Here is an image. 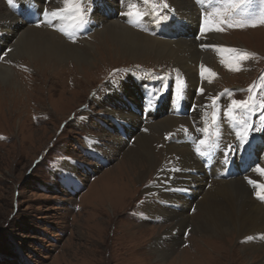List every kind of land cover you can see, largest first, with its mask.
Returning a JSON list of instances; mask_svg holds the SVG:
<instances>
[{"label": "rangeland", "instance_id": "rangeland-1", "mask_svg": "<svg viewBox=\"0 0 264 264\" xmlns=\"http://www.w3.org/2000/svg\"><path fill=\"white\" fill-rule=\"evenodd\" d=\"M136 1L142 6L140 0ZM182 1L186 4L187 0ZM221 1H214V7L223 8L224 0ZM1 2L9 9V0ZM50 2L52 8H61L53 5L56 0ZM111 3L118 6L121 0H111ZM90 6L94 8L91 13L98 9L96 0H91ZM207 8L208 3L205 13L213 10ZM5 9L0 6V13ZM217 25L222 28L218 32L225 39L219 44L228 43L231 49L240 51H221L225 46L213 45V36L208 38L213 43H203L206 51L217 59V64L208 68L216 76L209 79L215 92L206 110L211 117L215 113L216 118L220 116L222 104L228 106L230 99L245 100L253 96L257 105L264 102L261 88L264 85V23L229 27L217 20ZM99 32H94L93 43L99 60L87 71L76 66L69 68L74 64L69 61L71 64L64 69L46 71L27 55L16 54L17 47L1 55L2 64L13 68V77L19 79L22 89L4 94L11 86L0 83V264H178L173 261L179 259L181 264H188L183 261L184 257L190 259L189 264H233L230 258L227 262L217 260L216 251H222L224 245L220 240L203 238L189 228L179 230L178 240L165 235L175 219L165 210L172 202L158 195L161 190L155 187L161 168L152 170L140 182L117 177L123 150L116 148L113 138L117 134L122 136V128L114 126L115 118L108 115L107 105H103L107 85L117 84L121 79L147 77L152 80L147 91L152 88L155 94L157 88L159 95L165 94L168 105L188 96L190 88L184 85L182 71L175 67L172 57L147 53L133 61L114 51L103 52L111 43L107 37L101 38ZM10 38L6 36L7 41ZM74 39L66 40H79ZM245 53L250 55L242 66L243 60L238 57ZM231 57L240 62L239 70H232L221 62ZM250 86H253L251 91ZM142 97L141 93L140 100ZM213 98H216L214 105ZM198 100L202 103L201 98ZM260 115L257 107L248 119L258 126ZM178 127L180 124L172 132L178 134ZM255 133L251 132L250 136ZM225 136L229 141L237 140L230 129H225ZM123 146L127 147L124 142ZM88 149L100 159L85 155L84 150ZM64 179L73 184L71 188L63 185ZM176 184L171 183L170 188L174 189ZM195 209L192 206L188 211ZM260 243L237 238L224 252L233 249L234 264H249L252 259L264 264V244Z\"/></svg>", "mask_w": 264, "mask_h": 264}, {"label": "bare ground", "instance_id": "bare-ground-1", "mask_svg": "<svg viewBox=\"0 0 264 264\" xmlns=\"http://www.w3.org/2000/svg\"><path fill=\"white\" fill-rule=\"evenodd\" d=\"M115 1L117 0H112V2ZM133 2L141 9L148 10L145 9L143 4L140 6L136 0H133ZM170 2L164 15H167V19L172 21L174 30L177 33L176 38H167L160 35L155 27L156 22H153L151 16H145L140 24L129 23L127 17L120 15V13L130 10L128 6L122 3L116 6L111 3V0H96V8L98 7V9L91 13L90 22L74 31L71 27L73 23L71 19L42 23L39 26L36 22L29 20V10L35 13L36 18H39L37 13L41 8L56 9L52 8L50 0H29L24 5V9H26L24 16L20 15L19 9L16 11L18 17L9 9L6 10L4 3L1 2L0 6L4 7L6 11L0 13V57L4 49V51H8L10 48L11 51L17 47L16 54L27 55L32 61L39 62L46 71L68 67L71 64L68 61L74 63L69 68H75L76 66L78 69L83 68L87 71L99 60V57H96L98 51L94 49L93 44L96 40L94 39L95 31H100V37H107L111 43L106 46L103 52L112 53L114 51L118 55L129 57L133 61H138L140 57L145 56L147 53L160 57L163 55L172 57L175 67L180 68L182 71L181 77L185 80L184 85L187 86V89L190 88L188 96L182 98L189 106L188 114L181 116L169 114L166 116L164 111H157L156 115L150 114L148 100L150 97L152 98L154 91L152 88L147 91L148 85L152 81L149 82L144 78L132 79L129 76V80L121 79V82L117 84L109 83L107 85L103 105L105 107L107 105L108 115L115 118L114 126L122 128V136H124L121 137L124 138L125 146L127 145V147L123 146L119 134L116 137L113 136V139L117 142L116 148L123 150V158L118 165L121 169L117 173V177L119 178L120 175L122 178H126L125 180L140 182L146 176L149 177L148 174L152 170L155 172L156 169L161 168L157 172L155 187L160 188L162 191H158V195L172 202L167 205L165 210L168 215H172L175 219L172 229L166 231L165 235H171L172 239L178 240L179 232L189 228L194 234L200 233L203 238L210 237L220 240L224 245L222 251H216L218 254L217 260L227 262L226 259L229 260L230 258L231 263L234 264V257L231 255L233 253L232 245H230L231 251L224 252L228 249L231 241L234 242L239 238L264 244V199H260L254 194L255 189L245 179V177H250L264 183V176L257 172L231 179H226L223 176V163L225 160L229 162L231 159L226 153L228 145L231 146L230 144L237 143V140L229 141L225 136V129L234 131L231 127L232 121L227 118L226 113L223 111L227 108L226 104H222L220 116L216 118L215 124L210 119L211 115L206 111L208 109L207 102L215 91L209 83L211 80L209 81L208 73H205L203 77L201 76V65L209 68L215 65L217 59L210 51L200 47L203 43L208 45L213 43L208 42V38L211 36L215 38L213 45L216 43L218 46H225L224 49H231V47L228 46V43L219 44L221 40L223 42L225 39H222L224 37L220 34L221 32L216 31L214 28L202 32V28L208 26L204 23L200 25L198 20L203 19L204 21L205 11L204 14L198 11L197 3L196 7L194 6L195 0H187L186 4L182 0H171ZM53 5L62 7V0H56ZM99 10L102 11L100 12L102 14L99 13ZM131 10L136 11L135 8ZM132 19H135V17ZM60 28L71 31L72 36L79 40L75 42L67 41L75 39L59 31ZM193 30L197 31L196 35H194ZM7 35L11 36L10 41L6 40ZM247 39L249 40V38H245V40ZM244 61L246 60L243 59L242 66ZM195 63L196 69L194 67ZM13 75V68L4 66L0 59V83L11 86V89L4 94L9 91H15L16 93V91L22 89L20 83L18 84L19 79H15ZM201 89H203L202 93ZM205 92H209L208 95ZM141 93L143 94L142 99L145 101L143 105L139 103ZM199 98L202 99V103L198 100ZM220 98L223 100V95ZM176 102L173 101L172 106ZM192 112L195 113L192 114ZM224 120L226 121L224 122ZM205 122L209 126L210 133L220 132L223 135L218 139L222 143L225 141L227 144L219 162L214 163L211 167H207L210 154L207 157L196 154L197 141L193 143L195 145L180 141L185 132L194 133L199 139L203 138V133L199 130L204 128ZM179 124L178 134L173 133L172 130ZM104 125L111 127L108 124ZM211 127H213V130H210ZM255 136H253L254 140L262 145V139ZM233 137H236L234 132ZM263 150L264 147L261 151ZM231 153L239 156L241 151ZM158 154L162 157L159 158ZM262 158L259 166L264 168V155ZM102 162L105 164V161ZM76 164L82 165L80 162H76ZM71 168L76 170L72 165ZM118 170H115V172ZM108 174L110 175V173ZM108 174L105 176H109ZM68 180H71V178ZM171 183H177V187L171 189ZM79 184L80 182L76 183V185ZM118 193L120 192L118 191ZM193 194H197V196ZM171 198L177 199L172 200ZM192 206H195L196 209L194 212H189L188 209ZM150 214L154 217V212L151 211ZM131 225L135 226V224ZM249 237L251 239H248ZM157 251L155 250V252ZM187 259L188 257H184L183 261L185 260L189 264L190 259ZM173 262L181 264L182 260L179 259ZM248 263L258 264L253 259L249 260Z\"/></svg>", "mask_w": 264, "mask_h": 264}, {"label": "snow or ice", "instance_id": "snow-or-ice-1", "mask_svg": "<svg viewBox=\"0 0 264 264\" xmlns=\"http://www.w3.org/2000/svg\"><path fill=\"white\" fill-rule=\"evenodd\" d=\"M140 2L145 6V9L148 10L141 9L133 2V0H121V3L126 4L130 10L120 13V15L127 17L128 22L132 24L142 23L145 16H151L153 18V22H161L167 19V15L162 14L163 10L168 8L166 0H140ZM205 2L212 5L214 0H196V3L201 6H203ZM258 2L261 7L253 10L251 7L253 0H224L223 8L214 7L212 11H208L204 14L203 23L208 27H203L202 32L208 31L211 28H214L216 31H221L222 28L217 25V20H219L220 25L227 24L229 27H244L246 24L255 26L257 23H264V0H258ZM9 3L13 4V0H9ZM90 3L91 0H62L63 7L52 10L45 9L43 11L42 16L44 19L38 22L37 26H39L40 23H52L53 21L71 19L73 22L71 25L72 30H78L90 22V15L93 11ZM133 8H135L136 11H132L131 9ZM235 16H239L240 20L236 23H232L231 21ZM133 17H135V19H132ZM59 31L74 39L71 31H66L64 28H60ZM202 47L205 46L202 45ZM221 51L238 52L240 50L222 49ZM248 55L250 54L245 53L240 55L238 59H247ZM221 62L226 63V66L232 70H239V64L236 57H231L227 61L222 59ZM113 71L115 73L119 70ZM205 73H208L209 77H214L216 75V73L212 72L211 69L201 65V76L203 77ZM252 87L253 86H250L249 91L252 90ZM261 88L264 89V85H262ZM200 91L202 93L203 89ZM225 91L227 93V90ZM215 102L216 98H213V105ZM151 103L152 99L150 97L148 100L149 106ZM257 107H259L261 112L259 117L260 124L258 126L253 125V123L248 119L250 112L256 110ZM223 111L226 113L227 118L232 121L231 127L234 130L235 135L238 137L236 144L228 146L230 152L246 150L245 145L251 143V140L249 139L251 132H264V102L257 105L255 103V97L250 96L245 100L230 99L229 105ZM237 113L240 115L238 116ZM212 120L213 124H215V113H213ZM182 130L187 131L186 129ZM199 131L203 133V138L199 139L196 144L195 152L201 157H207L215 148L219 147V144L216 143V141L211 140V136L215 135L218 138L220 133L211 134L209 126L206 122L204 128ZM254 171L261 176H264V168H261L259 165L256 166ZM245 179L248 184L252 185L255 189L254 194L258 198L264 199V183H260L250 177H245ZM248 239H251V237Z\"/></svg>", "mask_w": 264, "mask_h": 264}]
</instances>
